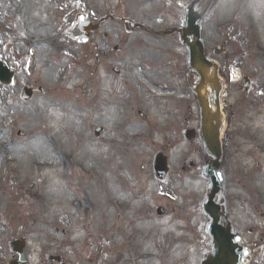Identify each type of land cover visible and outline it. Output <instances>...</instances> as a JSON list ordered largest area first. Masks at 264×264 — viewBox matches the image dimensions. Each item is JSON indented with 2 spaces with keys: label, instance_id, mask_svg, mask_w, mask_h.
<instances>
[{
  "label": "rangeland",
  "instance_id": "obj_1",
  "mask_svg": "<svg viewBox=\"0 0 264 264\" xmlns=\"http://www.w3.org/2000/svg\"><path fill=\"white\" fill-rule=\"evenodd\" d=\"M178 1L181 0L175 1L174 8L181 13ZM234 2H225L221 14ZM21 3L22 0H0V8L5 11ZM97 3L101 11L106 12V4H113L118 13L130 12L155 27L152 29L164 31L175 22L179 24L172 14L170 0H97ZM157 21L160 27L159 24L156 27ZM217 25L211 21L204 26L205 37H210L206 45L209 53V49L222 42L223 37L214 30ZM146 36L139 30L129 35L128 71L134 86L124 109L128 113L125 130L118 120L108 122L111 113L104 118L105 110L93 112L91 68L71 62L67 57L60 58L57 43L50 42L41 48L39 68L31 78L39 79L48 87L47 95L37 92L31 100L23 102L17 90L27 85L29 79L22 74L18 75L20 85L17 80L12 86L0 85V207L7 212H14L17 207V212H32L51 223L50 228L39 223L40 231L34 230L31 236L33 264H41L46 253L62 254L73 264H83L89 257L94 264L201 263L207 220L202 202L207 198L208 180L201 166L183 172L181 165L193 159L202 164L201 155L208 159L209 156L204 147L197 151L201 147L199 141L189 144L180 138L183 128L200 126L196 96L191 91L188 101L176 103L183 110L189 108V114L188 122L183 115L177 117L178 133L174 135L167 127L166 133L163 117L174 121L177 110L175 116H170L173 112L167 109L168 102L146 100L149 92L136 82L138 73L148 74L154 67L150 59L167 65L163 75L156 72L153 78H170L173 70L178 73L182 67L186 73L187 54L176 33L163 38L150 37L151 41L155 39L150 45L139 41ZM254 40L264 49V35ZM137 51L147 54L138 55ZM145 56L149 59L144 63L138 60ZM241 66L245 72H253L249 74L253 76V90L247 96L237 85L229 88L234 114L231 117L227 111L230 114L224 139L227 163L225 166L223 161V166L230 176L222 193L228 199H235L240 212L245 207L250 211L254 196H264V55H253V59L245 56ZM61 77L65 88H74L67 90L60 86L57 91L55 84ZM121 79V76L111 77L115 86ZM177 79L180 80V74ZM241 101L245 104L240 105ZM139 106L148 111V116L138 117ZM95 118L109 124H103L107 131L100 139L94 137ZM22 130L26 132L25 137L21 135ZM123 134L128 145L121 143ZM162 143L172 146L173 176L165 183L156 181L152 171L154 155ZM113 154L119 157L122 166L103 171L105 161ZM252 186L253 197L249 191ZM24 200L33 202L34 209L29 210V205L22 204ZM238 200L243 202L241 209ZM125 206L129 211L122 208ZM160 206L167 207L169 212L157 217L155 212ZM143 207L145 214L137 217L135 211ZM53 224L61 231H55ZM63 229L68 233L62 232Z\"/></svg>",
  "mask_w": 264,
  "mask_h": 264
},
{
  "label": "flooded vegetation",
  "instance_id": "obj_2",
  "mask_svg": "<svg viewBox=\"0 0 264 264\" xmlns=\"http://www.w3.org/2000/svg\"><path fill=\"white\" fill-rule=\"evenodd\" d=\"M89 7L92 9L91 14L88 13L90 19L97 24L96 27H99V29L102 27H106V30L102 37L98 36V29L93 32L91 31L89 44H87L85 49L79 50L78 54L79 57L83 58L85 61H93V64H91V67L93 68L92 74L93 77L96 78V72L100 64L109 63L111 65H114L113 63L119 60L125 61V59L128 58L125 52L123 51L127 40L125 38V35L120 32L119 28H125L124 32L125 34H127V32H129L131 29L129 24L132 23L133 25V21L132 19H130V16L115 14L113 10L109 11L110 13H112L111 15L104 14L103 16L98 17V7L96 1H93V3ZM107 20H109V23L106 25V23L103 22ZM137 24L139 25V23ZM26 26L27 28H24V30L27 32V37L25 38L26 45L39 49L43 45L44 41L48 38V35L44 34L43 32L39 33L37 31L39 29V26L34 21V19L28 20ZM228 57H231V55ZM227 59L229 60V58ZM124 82L126 84H129L128 77L124 79ZM1 220L2 217L0 216V264H4V256L1 255V250H3L1 242L4 241V239H1V237L4 235L5 229L1 227ZM14 229L15 227L12 228V230ZM262 234L264 235V231L262 232ZM252 235L253 230L249 232V236ZM12 257H14L13 254Z\"/></svg>",
  "mask_w": 264,
  "mask_h": 264
},
{
  "label": "water",
  "instance_id": "obj_3",
  "mask_svg": "<svg viewBox=\"0 0 264 264\" xmlns=\"http://www.w3.org/2000/svg\"><path fill=\"white\" fill-rule=\"evenodd\" d=\"M191 46H192V50H193V58H192L193 65H194V67L198 71L201 72V74L203 75V77L205 79V73L203 71L202 63H201V61L199 59L201 52L198 51L197 44H192ZM202 56H203V54H202ZM203 84H204V81L202 82V85ZM201 102H202L203 122L205 124L206 129L209 130V127H210V124H211V121H210V118H209V112H208L209 109L206 106V104H204V101L203 100ZM220 130L221 129L219 127L217 133L216 134H211V136L209 137V139H208L207 132L205 130L204 131V137H205L206 142H209L210 140L211 141H216V140L218 141V137H219V134H220ZM214 152H216V148L214 149ZM222 248H224V252H225V249L228 248V246L225 243H221V244H218L217 245V249H219V251ZM234 260H235V258L231 257L230 255H227V254H218L215 257L214 262L213 263H210V264H234Z\"/></svg>",
  "mask_w": 264,
  "mask_h": 264
},
{
  "label": "bare ground",
  "instance_id": "obj_4",
  "mask_svg": "<svg viewBox=\"0 0 264 264\" xmlns=\"http://www.w3.org/2000/svg\"><path fill=\"white\" fill-rule=\"evenodd\" d=\"M235 76H237V73L235 74Z\"/></svg>",
  "mask_w": 264,
  "mask_h": 264
}]
</instances>
